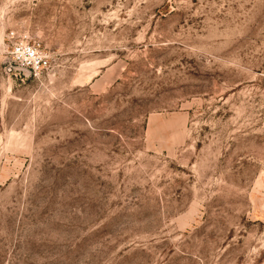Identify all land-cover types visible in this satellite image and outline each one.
Instances as JSON below:
<instances>
[{
    "label": "rangeland",
    "instance_id": "rangeland-1",
    "mask_svg": "<svg viewBox=\"0 0 264 264\" xmlns=\"http://www.w3.org/2000/svg\"><path fill=\"white\" fill-rule=\"evenodd\" d=\"M0 264H264V0H0Z\"/></svg>",
    "mask_w": 264,
    "mask_h": 264
},
{
    "label": "built area",
    "instance_id": "built-area-1",
    "mask_svg": "<svg viewBox=\"0 0 264 264\" xmlns=\"http://www.w3.org/2000/svg\"><path fill=\"white\" fill-rule=\"evenodd\" d=\"M10 37L12 39L11 57L13 63L18 67L30 70L34 76H39L49 63L46 52L39 43L19 37L15 31L11 33Z\"/></svg>",
    "mask_w": 264,
    "mask_h": 264
},
{
    "label": "water",
    "instance_id": "water-1",
    "mask_svg": "<svg viewBox=\"0 0 264 264\" xmlns=\"http://www.w3.org/2000/svg\"><path fill=\"white\" fill-rule=\"evenodd\" d=\"M18 68H20V69H24V70H28V69H26V68H21V67H18ZM30 71V70H29Z\"/></svg>",
    "mask_w": 264,
    "mask_h": 264
}]
</instances>
